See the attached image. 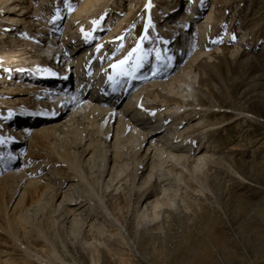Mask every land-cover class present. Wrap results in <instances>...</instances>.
<instances>
[{"label":"rangeland","instance_id":"374dc122","mask_svg":"<svg viewBox=\"0 0 264 264\" xmlns=\"http://www.w3.org/2000/svg\"><path fill=\"white\" fill-rule=\"evenodd\" d=\"M79 1L0 2V17L17 19L16 29L24 27V18L31 30L37 3L48 13L43 22L49 38L90 35L83 50L96 47L92 68L117 59L115 66L123 64L127 72L133 65L139 77L149 70L141 68L142 60L160 55L165 43H174L181 59L193 41L199 50L226 46L235 52L200 61L194 84L198 100L189 97L184 113L170 118L157 135L163 143L169 130L181 134L166 145V150L185 155L180 163L166 155L157 159L150 150L149 159L138 166L131 145L115 144V132L127 118L122 117L125 100L108 102L114 115L106 120V133L98 126L90 128L79 106L73 119L68 111L38 125L62 124L35 133L32 145L28 139L15 161L0 163V264H264V0H199L198 13L184 22L186 29L167 35L164 21L153 23L151 13L161 12L166 19L164 4L175 16L192 0H99L93 13L76 17ZM209 13L205 35L197 26ZM69 20H75L74 27H68ZM4 27L0 21V44L4 32L14 34ZM6 48L14 47L7 43ZM63 63H55L56 68ZM14 72L7 75L0 68V76L12 80H0V133L9 142L5 126L10 122H4L11 118L10 102L35 100L16 94L23 87ZM143 85L142 80L134 82L129 94ZM167 95L159 89L146 91L144 110L150 107L154 115H166L185 102ZM48 100H43V109L58 113L55 105L47 107ZM108 114L97 110L90 120ZM65 117L71 123H61ZM145 142L137 154L145 152ZM192 155L204 158L197 161ZM152 167L149 184L141 186ZM159 186L178 187V195L151 221L142 211L146 201L159 195ZM66 197L74 198L73 204Z\"/></svg>","mask_w":264,"mask_h":264},{"label":"bare ground","instance_id":"6f19581e","mask_svg":"<svg viewBox=\"0 0 264 264\" xmlns=\"http://www.w3.org/2000/svg\"><path fill=\"white\" fill-rule=\"evenodd\" d=\"M7 1L10 0H0L2 4ZM98 2L99 0H80L75 9V16H86L90 12L95 11ZM30 3L31 2H29L28 5H30ZM200 6L201 2L199 0L189 1L185 4L181 13L176 15L173 14L175 16H171L170 12L173 10L169 5L164 4L163 11L167 13L169 12L166 19L162 18L163 14L161 12L151 11L152 13H150L152 14V19H154L153 23L164 21V26L166 28L164 34L167 35L168 33L172 34L178 30L186 29L184 22L194 17L193 15L198 13ZM33 10V15L36 16V18H31V26L34 27L31 30L28 28L27 20L24 18L22 23L24 27H22V29H16L17 19L11 16L0 17L1 23L5 24V30L9 29L11 32H14V34L8 35V31H6L2 35L4 38L2 40H4V42L0 44V68H3L7 75H10L11 70L15 71L14 74H12H17L18 77L21 78L19 86H22L24 89L22 88L16 93L21 95V99L24 97V94H30L32 97L35 96L34 101L33 99L27 100L24 98L21 101L22 103H16L15 101L10 102L9 105L12 108L11 118H6L4 122V125L8 121L10 122L8 126H5L8 130L5 134L10 138L8 139L10 142L5 140V136L3 137L0 133V163L5 165L9 161H15L16 159L14 156L18 152H23L22 149L24 143H26L28 139L30 146L32 145L31 143L35 133H39L40 130L43 129L56 128L62 124L57 122L49 126L40 127V129L37 128L38 125L55 118L58 119L64 117L68 111L73 114L75 111L73 109L76 106L85 109V111H83L84 113H82L83 119L90 124V128L98 126L101 132L106 133L109 130V128H105L106 120L110 121L114 115L111 113L114 110L112 111L111 106H108V102L112 98L113 104H120L125 100L122 106V117H127L122 119L121 127L118 132H115V139H118L117 143H115L117 146H123L126 143L129 144V146L131 145L136 153V159L134 161L138 163V166H141L144 159H149L147 152H150V150L155 152L153 156L157 159L166 155L172 160H176L180 163V160L184 159L185 155H176L172 151L166 150L168 147H166V145L170 142V139H177V136L181 134L179 133L176 135L174 133L175 130L173 132L172 130H169V132L167 131L168 134L166 135V141L163 143H161L162 140H158L159 137H157V135L162 131L163 126L168 121L171 119L176 120L177 114L185 111L183 106L188 104L186 101L189 97H192L195 101L198 100L199 94H197L194 84L198 75L195 67L200 61H202L203 58L210 60L213 55L216 54L224 55L227 51L233 53L235 52V49L229 50L228 47L224 46L222 48L218 47L212 52H207L205 50H199L198 46L196 43H193V41L191 42L188 51L190 58L187 59V55L181 59L180 52L173 48L174 43H165L160 49L161 51L159 50L161 52L160 55L154 56L153 59H150L149 61L146 58L142 60L143 64H141V68L149 69L146 76L143 77H139L138 72H136L137 68L133 65L128 69L129 72L123 70L125 67L123 64L115 66L113 63L118 61L117 59L105 62L99 68H92V52L96 47L91 51L83 50L88 44V41L91 40L90 35H84L79 32L81 36L77 38V40H71V38L66 37L60 39L55 34H52L49 38L48 28L43 22L44 17H46V14L48 15V13L42 12L37 3L34 5ZM26 12L27 11H25V13ZM170 16L171 18H168ZM210 16L211 14L209 13L208 17L204 20L203 25L197 26L198 31H201L202 34H205L209 26ZM110 20L111 17L108 19V22ZM74 21L75 20L68 21L69 28L74 27ZM179 24L180 26L178 27ZM32 31H34V33H31ZM73 32H76V30L74 29ZM73 32H71V34H73ZM7 43H10L14 48L5 49ZM99 56L100 55L97 57ZM60 62L64 63L59 65L58 69V67L56 68V65ZM7 77L8 76H4V78H2L0 76V80L3 79L4 82H11L12 80H8ZM141 80L144 85L141 88H136L131 94H129L134 87V82L136 83V81ZM73 84L74 87H72ZM91 85L92 87L90 88ZM152 89L166 91L167 94H169L167 97L170 95L178 96L185 102L180 105L177 104L175 108L168 109L166 115L160 113L161 117L157 120L156 124L148 127L151 124L150 122L156 120L155 117L160 115H154L150 107L147 108V110H144L147 103L144 99V94L146 91ZM82 93L84 94L83 96L81 95ZM46 99H49L47 107L50 108L55 105L58 113H54L53 115L49 110L43 109L45 103L43 100ZM101 109L105 110L106 113H109L106 117L107 119L101 118L92 121L93 119L91 115ZM73 116L74 114L70 116V118L73 119ZM70 118L65 117L64 121H61V123H67V120ZM71 119L69 121L70 123L72 121ZM20 122H23V124L19 125ZM175 124L178 125V121L175 122L174 125ZM66 125L68 126V124ZM174 128L175 127H173V129ZM154 137L155 139H153ZM144 141H149V145L146 147L145 152L139 155L137 152L142 150ZM195 151V149L191 150L192 153ZM153 156H150V158ZM203 156L199 155L194 158V155H192L193 159H197V161L202 160L204 158ZM161 161L159 160V162H156L160 167H162ZM119 170L122 171V168ZM153 173L154 170L152 167L151 171L149 170L147 176L141 182V186L149 184ZM178 177L179 176H175L177 180ZM50 188L51 187H48L46 190H49ZM158 189L159 195L154 200L146 201V205L142 211V217L151 221L159 216L160 210L163 207H170V205L173 204L179 190L178 187L174 186H159ZM73 200L74 198L72 197H66L65 199V201H67V203L70 202V204H73ZM70 212L73 213V211ZM74 215L77 216V213H74Z\"/></svg>","mask_w":264,"mask_h":264}]
</instances>
